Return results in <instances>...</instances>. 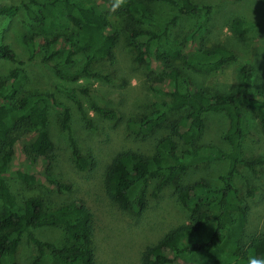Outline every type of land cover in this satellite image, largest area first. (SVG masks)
<instances>
[{
	"label": "trees",
	"instance_id": "1",
	"mask_svg": "<svg viewBox=\"0 0 264 264\" xmlns=\"http://www.w3.org/2000/svg\"><path fill=\"white\" fill-rule=\"evenodd\" d=\"M100 1L108 3L113 10L103 11ZM154 1L170 3L177 14L167 19L155 15ZM259 1L264 7V0ZM30 2L37 7V12L27 6L28 13L38 21L40 32L27 39V44L32 55L44 44V61L57 60L54 68L60 78L77 81L83 76H102L99 71L93 72V67L102 63L108 69L117 45L126 34L137 53V61L144 63L153 74V90L170 97L161 99L152 111L128 122L137 135L161 134L155 137L152 153L120 151L109 163L103 178L108 196L123 211L145 212L149 205L148 190L156 179L151 196L157 197L166 186H173L178 200L190 214L187 222L172 227L147 245L141 253V263L264 264V233L247 237L250 207L235 183V175L242 168L256 171L264 166V155L244 154L245 140L252 133L250 119L256 121L264 137V93L249 90L255 77L254 60H245L239 70L241 85L232 91H207L182 73L185 68L213 73L238 59L234 51L224 46L206 44L204 35L212 7L195 0ZM17 9L0 3V17L12 15ZM189 15H200L201 20L181 38L173 28L179 18ZM117 20L123 28L115 25ZM251 26L245 21L233 23L236 32ZM79 55L84 61L74 70L72 67ZM0 58L23 64L15 50L2 42ZM25 79L24 70L18 66L0 84V264H20L17 253L25 235L37 249L31 264H47L48 255L57 264H100L95 216L84 200L71 199L49 208L46 199L34 193L43 182L58 191L74 190V184L54 175L55 143L49 131L48 115L51 106L63 110L62 123L74 163L81 170H88L95 164L94 156L83 153L70 126V109L53 93H31L17 98ZM60 89L77 104L85 123L93 127L75 90ZM83 91L87 93L89 89ZM91 106L108 120L118 115L114 109L95 101ZM213 112H225L229 117L228 150L206 139L207 122ZM22 128L24 131L19 137L15 135ZM25 137H29L28 142ZM223 158L230 164L228 172L220 177V185L183 179L194 166ZM11 175L29 192L21 202L10 188L7 178ZM247 193L250 196L255 193L249 183ZM43 226H61L63 241L41 239L33 234L34 228Z\"/></svg>",
	"mask_w": 264,
	"mask_h": 264
},
{
	"label": "rangeland",
	"instance_id": "2",
	"mask_svg": "<svg viewBox=\"0 0 264 264\" xmlns=\"http://www.w3.org/2000/svg\"><path fill=\"white\" fill-rule=\"evenodd\" d=\"M195 1L212 7L204 35L206 44L224 46L234 51L238 59L217 72L198 73L185 68L182 69L183 75L189 77L197 87L210 92L232 91L241 85L239 70L245 60L253 58L255 77L249 90L264 93V7L261 2ZM0 3L18 7L14 14L0 17V42L8 44L17 53L18 60L23 61V64L19 65L0 58V84L8 79L14 68L21 67L26 79L17 98L31 93H53L61 104L69 107L70 126L83 153L86 156L93 155L95 160L93 167L88 170H81L74 163L68 135L62 123L63 110L51 106L48 115L49 131L55 143L54 175L59 180L74 184V190L58 191L43 182L36 187L34 193L41 194L49 208H55L71 199L84 200L95 216L96 252L100 264H142L141 253L147 245L156 242L172 227L187 222L190 214L178 200L173 186H166L157 197L151 196L158 181L156 179L149 187V205L145 212L137 214L133 211H123L108 196L103 178L109 163L120 151L131 149L146 154L152 153L155 137H161V134L137 135L129 128L128 122L152 111L154 104L161 99L169 100L170 97L153 90L151 87L153 74L144 63L137 61V53L130 46L126 34L117 45L115 58L111 60L108 69L102 63L93 67V72L99 71L102 76H83L77 81L60 78L54 68L57 60L44 61V44L34 55L27 44V39L40 32V25L29 15L27 6L36 12L37 7L30 0H0ZM99 5L103 11L113 10L106 2L100 1ZM152 9L155 15L164 19L177 14L174 6L165 1L152 2ZM200 20V15L182 16L173 32L184 38ZM236 21H245L252 26L246 31L236 32L233 28ZM114 23L118 28H123L119 20ZM83 61L81 55L77 56L72 69H78ZM62 87L75 90L92 119L93 127L85 123L77 104L61 91ZM83 89L89 91L86 93ZM92 101L114 109L118 113L117 117L112 120L102 117L92 109ZM249 122L252 133L245 140L244 154L250 157L264 155V137L260 135L256 121L250 119ZM228 127L229 117L225 112L210 113L207 122V141L228 150L229 145L226 141ZM23 131L22 128L15 135L19 137ZM24 140L28 142L29 137H25ZM180 148H184L181 142ZM229 164L227 158L203 163L191 168L183 179L185 182L203 180L220 185V177L228 172ZM7 179L13 194L21 202L28 195V190L13 175ZM235 183L250 207L247 237L264 233V166L258 167L256 171L242 168L235 175ZM248 183L255 188L253 196L247 193ZM1 207L0 201V211ZM32 232L41 239L57 242L64 239L61 226L38 227ZM36 252L35 244L25 235L18 248L19 263L31 264ZM47 264L57 263L48 255Z\"/></svg>",
	"mask_w": 264,
	"mask_h": 264
}]
</instances>
